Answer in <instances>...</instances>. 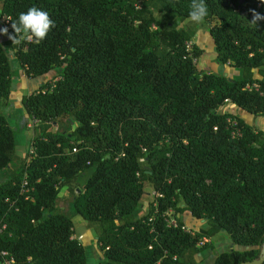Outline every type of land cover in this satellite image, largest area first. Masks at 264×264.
<instances>
[{
	"label": "trees",
	"instance_id": "trees-1",
	"mask_svg": "<svg viewBox=\"0 0 264 264\" xmlns=\"http://www.w3.org/2000/svg\"><path fill=\"white\" fill-rule=\"evenodd\" d=\"M205 2L214 59L237 78L196 68L191 0H0L12 22L31 7L55 22L39 44L14 45L0 28V100L12 57L27 77L57 68L22 97L34 152L0 184V260L87 264L71 218L56 210L61 189L97 233L98 264H193L207 248L199 239L219 232L241 249L212 264L259 257L264 131L220 108L264 115V20L253 22L264 0ZM61 118L70 131L53 130ZM14 128L0 114V171L17 159ZM24 176L30 190L20 194ZM184 212L207 227L185 231Z\"/></svg>",
	"mask_w": 264,
	"mask_h": 264
},
{
	"label": "crops",
	"instance_id": "crops-1",
	"mask_svg": "<svg viewBox=\"0 0 264 264\" xmlns=\"http://www.w3.org/2000/svg\"><path fill=\"white\" fill-rule=\"evenodd\" d=\"M200 49L203 54H207L205 49H202L201 47ZM213 50H214V45L212 42V49L208 52L212 53ZM49 73L36 78L27 77L22 71L20 65H19V71H16L15 69L11 72L10 94L7 99L0 100V114H2L7 119L8 123L11 126L16 127L18 129L17 131L20 130L22 132V135L20 137H17V135L15 134V142H16L15 154L17 156L16 161L13 162L9 166V168L0 171L2 174L1 177L4 180V182L9 179V173L15 171L19 163L26 157L29 147L31 145L32 130L30 129L29 118L27 114L23 111L22 97L26 94H29L37 90L42 83L47 82L48 79L50 78ZM215 73L217 72L215 71ZM224 73L225 75L233 78H237L240 76V72L237 70L225 71ZM254 76L259 77L256 73ZM223 106L226 108V110L222 112L232 113L238 117H241L246 123L253 125L255 128L259 130L264 131V121L259 120L260 118H264V115L260 116V115H253L248 113L250 116L249 119H247L242 117L241 112L238 109V106L231 103L224 104ZM17 112H19V116L17 119H14L13 116ZM180 219L183 222V225L188 229H191V231L193 232H197L207 227L206 222L204 220H197L193 218L188 212H184L183 214H181ZM73 237H76L75 229H74ZM213 237L214 236L210 237L209 240H210V244H212V247L214 249H203L199 253L195 254L193 264H212L216 254L224 251H229L232 249H236V250L241 249L240 247L234 246L232 244L229 235L227 238L224 237L219 238L216 242L213 241ZM212 252H213V259L211 260L210 255H212L211 254ZM0 264H8V262L5 259H1Z\"/></svg>",
	"mask_w": 264,
	"mask_h": 264
},
{
	"label": "rangeland",
	"instance_id": "rangeland-1",
	"mask_svg": "<svg viewBox=\"0 0 264 264\" xmlns=\"http://www.w3.org/2000/svg\"><path fill=\"white\" fill-rule=\"evenodd\" d=\"M197 27H198V30H197L196 35L191 40V45L192 46L196 45L199 48L201 47L202 49H205L207 54L201 53V54H199V56L197 58H195L194 61H195L196 68L197 69H203L206 71H213V72L216 71L217 74H225L224 73L225 71L236 70L235 68H232L228 64L227 65H220L215 61L214 54L211 52H208L212 49V40H211V37L209 36V34L207 32V28H206L204 22L201 24H197ZM11 67H12V71L15 69H16V71H19V63L14 57H12ZM56 72H57V68H53L49 73L50 78L48 80L52 79L56 75ZM225 104H230V102H227ZM238 109L241 112L242 117L249 119L250 115L247 112H245L244 110H242L239 107H238ZM220 110L225 111L226 108L224 106H222L220 108ZM18 116H19V112L15 113L13 118L17 119ZM259 120L264 121V118H260ZM58 122H59V124L57 126H54L53 130H59V131L68 130V131H70V128L68 127V125L66 123V118H61L60 121H58ZM15 134L17 135V137H20L22 135V132L19 130ZM1 175L2 174L0 172V184L4 183V180L2 179ZM72 198H73V194L71 192H69L66 189H61L59 191V195H58V198L56 200V210L58 212L66 214L67 216H69L71 218L73 225H74L76 237H77V239H79L82 242V244L85 247L86 256H87V264H98L100 258L102 257V251L99 249V245L97 243V239H96L97 233L93 229H88L86 226L85 220L82 219L80 216L76 215L71 210ZM169 218L175 219V215L170 214ZM216 234H215L216 236L214 235V237H213L214 242H216L219 238H223V237L227 238L228 237V234L225 232H219ZM203 237H207V236H203ZM209 238L210 237H207L208 242H205V244L202 245L201 247L205 246V247H207L205 249H209V245H210ZM211 254L212 255H210V257L212 260L213 259V252ZM215 257H216V255H215ZM213 261H214V259H213ZM263 264H264V262H263Z\"/></svg>",
	"mask_w": 264,
	"mask_h": 264
},
{
	"label": "clouds",
	"instance_id": "clouds-1",
	"mask_svg": "<svg viewBox=\"0 0 264 264\" xmlns=\"http://www.w3.org/2000/svg\"><path fill=\"white\" fill-rule=\"evenodd\" d=\"M208 15V6L205 0H191L189 20L194 24H201ZM264 20V15L253 13V22ZM55 26V22L50 18L47 11L31 7L26 12H21L18 19L11 24L13 30L9 34L12 43L20 44L24 40H29L39 44ZM7 33V29H3Z\"/></svg>",
	"mask_w": 264,
	"mask_h": 264
},
{
	"label": "built area",
	"instance_id": "built-area-1",
	"mask_svg": "<svg viewBox=\"0 0 264 264\" xmlns=\"http://www.w3.org/2000/svg\"><path fill=\"white\" fill-rule=\"evenodd\" d=\"M12 18L10 15L8 14H0V28L3 30V29H7V31H13L12 28H11V24H12ZM192 48V45H191V41H188L186 43V49L187 50H191ZM30 126H31V123H30ZM34 152V148L32 146V144L30 145L29 147V150H28V153H33ZM136 175L138 176V173H136ZM29 184L26 180V176L23 177L22 179V182H21V191H20V194L22 193H28L29 192ZM155 196H159L158 194H155ZM170 214H173V210L172 209H168L166 212H165V215H166V221L169 225H173V226H176V220L173 218H169ZM185 231L187 232H193L191 231L190 229H188L187 227L183 226L182 227ZM76 238V237H75ZM79 240V239H78ZM205 242H208L207 241V237H202L199 239L198 243H197V246L198 247H201L202 245L205 244ZM2 256L6 255V253L2 252L1 254ZM6 260V259H5ZM8 263L9 261L6 260Z\"/></svg>",
	"mask_w": 264,
	"mask_h": 264
},
{
	"label": "water",
	"instance_id": "water-1",
	"mask_svg": "<svg viewBox=\"0 0 264 264\" xmlns=\"http://www.w3.org/2000/svg\"><path fill=\"white\" fill-rule=\"evenodd\" d=\"M264 262V243L261 248V253L257 259H253L251 261H245L238 264H262Z\"/></svg>",
	"mask_w": 264,
	"mask_h": 264
}]
</instances>
